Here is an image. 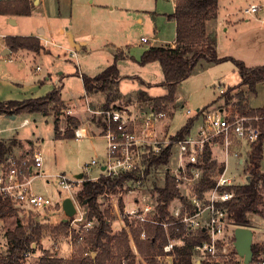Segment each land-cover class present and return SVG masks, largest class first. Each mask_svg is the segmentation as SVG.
Segmentation results:
<instances>
[{
  "label": "built area",
  "instance_id": "2783aa9c",
  "mask_svg": "<svg viewBox=\"0 0 264 264\" xmlns=\"http://www.w3.org/2000/svg\"><path fill=\"white\" fill-rule=\"evenodd\" d=\"M262 9V5L254 3L246 7L244 11L247 14H254ZM149 41V37H141V42ZM217 87L221 95L226 93L227 88L222 84L219 83ZM223 99L225 98L223 97ZM247 99L248 107L255 109L251 105V98ZM233 102L234 100L231 99L228 103L224 100L222 104H210L195 110L189 107L185 108L183 105L185 116L195 117L198 115V117L188 128L185 136L173 140V134L171 138L160 141L158 140L157 122L167 115L165 110L150 108L149 111H143L140 115L141 122L135 116L133 108L129 106L124 109L110 107L100 110L88 107L91 114H100L102 117L100 134L107 141L106 156L101 161L92 158L80 166L79 172L69 174L65 171L47 173L44 169L45 156L41 150L24 156L10 155L4 163L0 164V208L4 203L9 202V206L15 209L16 217L28 218L38 215L43 220H49L53 215L64 211L63 200L55 199L36 188L35 180L37 178H44L46 182H51V179L56 181L62 191L70 193L69 197L73 199L74 203L77 196L74 195L75 190L81 191L87 181L97 182L102 177L134 171L138 178L130 181L134 185L141 186L143 177L148 171V159L151 155L160 154L172 142L170 161L154 168L163 176V180L166 172L169 171L175 177L180 192L187 197L190 203V205L185 203L182 201L181 195H178L169 207L173 219L159 220L157 218L159 191L156 195L147 192L141 194L134 200L132 208H129L126 198L122 195L108 190H105L101 195L103 211H110L109 222H112V217H115L120 225L119 229L126 230L131 240L133 256L123 258L121 264H177L176 247L183 245L185 240L183 235L173 237L171 227L172 230L179 232L181 226L185 229L184 235L186 236L201 237L200 231L202 230L209 237L194 246L196 250L193 257L195 264L204 262L235 264V256H239L235 246V228L237 226L233 224L229 216L226 203L235 195L233 187L247 184L251 180V173L248 168L249 157L246 160L238 151H232L230 154L232 150H230V144L234 140L240 141L241 144L246 142L249 147V155L252 144L260 137L259 120L262 116L250 114V109L247 110V108L244 110L232 109ZM68 115L76 116L72 110H66V114L62 112L59 115V129L62 133L66 130L68 123L65 126L61 123ZM81 117L82 114L78 118L81 120ZM88 136L84 120H81V124L75 128V139L79 140ZM207 146L211 147L213 159L222 161L224 168L213 176L216 180L215 186L199 193L196 190V185L201 181L204 173L202 158ZM229 155H232L238 164H246L244 174L228 173ZM262 170L264 171V169ZM93 171L99 172L92 174ZM80 174L81 176H79ZM120 197H123V211L119 205ZM105 203H107L106 207H104ZM58 204L59 208H57ZM76 208V213L73 216H61L59 219L60 221L67 217V220H64L67 223V229L62 239L68 243L71 252H74L78 245L84 244L86 232L98 223L97 218L90 219L88 217V211L84 213L78 206ZM2 219L3 216L0 212V221ZM150 224L162 225L168 236L162 251L154 255L153 262L140 251L133 234L134 229H138L141 238H145L147 227ZM58 230H60L59 225L52 231L55 234ZM5 237L7 238L6 234ZM58 241L60 238L54 240L49 248L45 247L52 251V255L62 258L71 257L72 254L61 253ZM260 244L262 247L253 255L250 264H264V243ZM1 246H5V243H0ZM40 256V252L28 250L24 254L22 264H30V259L35 261Z\"/></svg>",
  "mask_w": 264,
  "mask_h": 264
},
{
  "label": "trees",
  "instance_id": "16d2710c",
  "mask_svg": "<svg viewBox=\"0 0 264 264\" xmlns=\"http://www.w3.org/2000/svg\"><path fill=\"white\" fill-rule=\"evenodd\" d=\"M33 0H0V14L7 15H30L33 11ZM219 12V0H177L175 11L169 15L177 22V35L175 46L171 45H150L141 54L139 59L130 55L133 60H138L142 65L158 61L163 70L164 79L161 83L167 87V93L160 96H152L146 90H140L138 97L148 100L151 108L155 110H166L168 103L176 100L178 84L191 76L195 65L200 59L211 62H223L231 60L237 67L241 75V85H246L249 90L248 97L258 94V84L264 82V64L249 66L242 59L232 55L220 57L217 52L216 33L209 31L208 23L216 20ZM6 44L13 51L20 49L32 50L36 53L48 51L43 41L36 35H8L5 37ZM124 50L119 49L114 57V61L103 71L95 76L82 74L84 87L87 92L103 91L106 93L103 109L111 107L119 93L118 81L120 71L118 60L126 58ZM61 85L55 86L52 90L42 96L29 97L25 99H9L0 101V114H21L40 112L44 114L54 113L56 137L75 138V128L81 124V120L72 115L67 116V128L62 133L59 129V115L66 107V103L61 96ZM235 86L229 87L222 95L225 102L234 96L231 94ZM240 100L247 97L245 91L238 92ZM221 96V97H222ZM247 97V98H248ZM250 114L262 116L259 120L261 134L251 146L249 154V171L251 180L244 185L233 187L234 197L226 203L229 209V216L236 226H248L250 224V213H257L264 217V171L261 168V161L264 157V105L249 110ZM198 117H189L186 123L178 129L172 139L186 135L188 128ZM18 144L17 139H0V164L10 156L13 147ZM172 142L165 147L158 155H151L147 162V170L170 161ZM204 173L201 181L196 185V190L203 193L213 188L216 180L215 173L222 171L224 163L213 159L211 147L203 155ZM138 175L134 171H126L119 175L102 177L99 181H87L80 192L81 201L88 206V217L97 218L95 227L88 230L85 235L84 244L78 245L76 252L69 258L52 255V251L45 247L43 238L45 236L59 237L67 229L64 220L59 221V229L54 235H50L49 220L30 216L28 218L17 217V224L13 229L6 231L8 247L5 253L0 255V264H22L24 254L28 250L40 252L41 256L33 264H121L123 258L133 256V247L126 230L119 234H113L110 211H103L101 195L105 190L118 193L125 184ZM157 218L159 220L173 219L169 207L174 199L181 195L182 201L188 202L187 197L182 195L177 187V181L169 171L165 174L164 183L159 187ZM164 203V204H163ZM121 210L124 209L123 197L119 198ZM3 217L16 215L15 209L6 202L0 208ZM185 229L181 226L179 232L172 230V236L183 235L185 240L183 245L176 247L177 264H195L193 257L196 253L194 246L209 237L201 230V237H190L184 235ZM54 233V232H53ZM136 243L140 251L150 261H154V255L161 252L168 236L165 228L160 224H150L147 227V235L141 238L140 231H133ZM262 247L258 242L253 244V252ZM96 254L94 255V253Z\"/></svg>",
  "mask_w": 264,
  "mask_h": 264
},
{
  "label": "rangeland",
  "instance_id": "374dc122",
  "mask_svg": "<svg viewBox=\"0 0 264 264\" xmlns=\"http://www.w3.org/2000/svg\"><path fill=\"white\" fill-rule=\"evenodd\" d=\"M72 15L74 26L81 24L83 21V17L87 16L89 19L95 12L91 11L89 7H93L90 4L89 0H72ZM96 2H102L104 8L100 11L99 19H104L101 24L97 27L90 25L87 22V26L91 27L93 31L98 33V39L96 42H93L88 50H76L74 47L68 42V49H59L60 59L62 64L65 65L66 70H77L78 67L82 69L89 75L96 74L101 71L100 68H105L106 62H111L113 57H115L116 52L115 49L117 44H122V42H127L132 44V47H138L134 45L135 42L138 41L142 34L153 35L152 24L149 20H146V23L141 24L136 19V14L131 16H127L130 19V22L126 25H118V23H122L120 21L121 12L119 7L116 6H133L134 8H153L155 6V0H95ZM257 3L263 6L262 10H259L254 14L245 13V8L249 7L251 4ZM115 6V12H110L109 8ZM84 9H86V13H84ZM172 10L171 3L168 0L158 1V11ZM84 13V14H83ZM168 14V13H167ZM219 20L222 22L224 18L227 20L225 25L219 30V53L225 55H232L238 59H242L249 66L264 64V0H219V12H218ZM36 15V16H35ZM33 18L30 16H24L20 18V25L14 26L10 25L11 28L21 27L24 28L25 31L33 30L29 25L28 20L31 21H44L46 18L44 17V13L40 10H36V14ZM169 15V14H168ZM167 15V16H168ZM258 17V18H257ZM3 19V18H2ZM56 19V20H55ZM54 24L57 26V18H52ZM167 18H164L163 13L160 14V19H154L153 25H158V30L161 31L162 38H171L174 33L173 24L170 23ZM229 22V23H228ZM216 20H212L208 23V29L213 31V27L215 28ZM226 25L228 28L226 29ZM5 25L2 23L0 18V28H5ZM123 28H125L123 30ZM216 29V28H215ZM2 30V29H1ZM0 30V31H1ZM7 30V29H3ZM127 33V38L124 37L123 33ZM148 43L143 44V46H147ZM125 45V44H124ZM131 47V48H132ZM128 47L125 46V49ZM140 49V47H138ZM58 49V48H57ZM71 50L77 51V56L71 54ZM46 52V51H42ZM130 52V51H129ZM4 57L0 55V101H5L6 96L9 94H15L17 90V86L13 85V81L16 83L19 81L21 84L29 85L32 84L33 81H36V77L31 74L32 66L36 68L37 64L42 65L43 67L47 66L48 60L37 59L31 63L28 62V65L24 63L23 60H14L12 63L8 62V60H4ZM143 67L142 64H138V66ZM103 66V67H102ZM14 68V69H13ZM146 68V67H144ZM159 78H163V72L160 71ZM154 78H158L157 75H153ZM241 75L237 70L236 65L231 60H226L223 62H211L206 59H200L199 62L195 65L193 72L185 82L182 83L181 89L185 94H187V103L185 108L189 107L191 109H198L209 104L219 105L223 103V96L220 94L217 85L222 83L227 89L231 86H235L232 90L231 94L234 96L231 100H234L232 103V109H240L244 110L248 107L247 97L249 94L248 87L246 85H241L240 81ZM240 81V82H239ZM37 83V82H36ZM135 84V82H134ZM234 84V85H229ZM132 86V80H127L124 82V88L126 86ZM19 86V85H18ZM23 87V86H19ZM258 94L255 96H251L250 102L251 105L255 108H259L264 105V82L258 84ZM245 91L247 97L243 100H240V96L238 95L239 91ZM153 92L157 95H162L167 92V87L162 84L156 85L153 89ZM120 93V92H119ZM23 96V94H18ZM105 99L106 93L104 92ZM222 96V98L220 97ZM177 97V95H176ZM9 99H17V98H9ZM8 99V100H9ZM115 103H117L114 108L124 109L129 107L133 108L135 116L138 120H141L140 115L143 111H149L151 108V104L148 100H144L138 97V92L130 95V96H119L116 98ZM226 105V104H225ZM93 108L96 110L103 109L101 101L95 100L93 102ZM180 104L174 102L168 103L166 108L167 115L162 117L157 122V130L159 134L158 140H163L165 138H171L173 134H175L181 126H183L189 117L185 116L183 113L185 111L184 108L181 109V113L178 112ZM65 107L62 112H65ZM14 115V114H13ZM57 116L53 113V119L49 117H38L37 122H34V119H31L32 123L25 127H21L19 129V134L22 136H30L33 135L35 139L40 137L43 141L40 143L39 147H34L37 149H41L46 158L47 168H45L47 173H57V172H67L69 174H75L80 171V166H82L86 160H90L95 158L97 160H102L103 157L106 156V148L107 141L105 138L100 137L91 143L89 140H82L81 142L76 139L71 140L67 143H62L57 140L55 133V118ZM90 122L94 123L97 128L93 130L94 135H101V124L103 123L102 117L100 114H89ZM22 117H18L17 119H8L4 115L0 114V137L5 134L11 133L12 135L16 133V130L13 131V126L21 121ZM67 118L64 119L65 126L67 124ZM60 126V122L58 123ZM35 132V134L33 133ZM234 137V136H233ZM240 141L234 140L230 144V150L240 152L245 159L247 160L248 155V145L246 142H243L241 145ZM84 145L85 149L88 151L85 153L78 154L76 149H80V152L85 149L82 148ZM239 145V146H238ZM36 146V145H35ZM32 150V151H33ZM214 157H216L214 155ZM219 163L222 164V161L219 160ZM173 164V162H172ZM227 170L229 174L233 173H241L244 174L246 171V164L237 163L236 159L232 156H228L227 160ZM261 168L264 169V157L261 161ZM162 170L164 168L162 167ZM99 172V171H98ZM98 172L93 171L92 174H97ZM218 172V170H217ZM216 174V173H215ZM50 183H47L44 178H37L35 180V186L39 191L43 193L46 192L50 196L55 199L64 200L66 197L70 196L69 192L62 191L56 181L51 179ZM164 183L163 176L159 174L158 171L151 166L146 175L143 177V182L141 186L134 185L131 181L127 182L125 186L118 192V195H122L126 198L129 208L133 207V202L136 198H138L141 194L147 192L152 195H156L157 191H159V187ZM85 186V184H84ZM83 190V188H82ZM80 191L75 190L74 195L76 206L82 212L88 211V206L86 203L81 201ZM101 199V198H100ZM104 204V207H106ZM59 208V204L57 205ZM79 213V211H77ZM61 216H66L65 211L59 212L58 215H53L49 219V228L50 235H54L53 229L59 225V219ZM112 217V225H113V234H119L121 231L119 229V223L116 218ZM250 224L248 227L252 228L254 231V244L255 243H264V217L257 213H250ZM17 217L14 215H8L3 217L2 221H0V243H5V246L0 247V255L6 252L7 249V238L5 237L6 231L13 229L17 224ZM63 234L57 235V237L45 236L43 238L44 245L46 247H50L54 240H58L60 238L59 243L61 247V253L64 255H74V252L70 251V247L65 239H62ZM236 261L235 264H246L244 262V257L241 255L235 256ZM33 259H30L29 263L33 264ZM202 264H226V263H202Z\"/></svg>",
  "mask_w": 264,
  "mask_h": 264
},
{
  "label": "crops",
  "instance_id": "0c3cea01",
  "mask_svg": "<svg viewBox=\"0 0 264 264\" xmlns=\"http://www.w3.org/2000/svg\"><path fill=\"white\" fill-rule=\"evenodd\" d=\"M155 1L156 3L153 8H144V7L134 8L132 5L131 6H126V5L116 6V8L119 7L120 12L122 14L120 17L121 18L120 21H122V23H118V25L123 26V25L128 24L130 22V19H128L127 16L132 17L133 14H136V19L141 24H144L146 23V20H149V22H151L152 24V30H153V35L142 34L140 38L138 39V41L135 42L134 45H137L138 47H140V49L138 47L133 48L132 44H129L127 40H125V42H122V44H117L115 46V49L117 50L122 49L127 54L126 58H122L118 60V67L120 71L118 88L122 96H130V95H133L139 92L140 90H146L152 96H160L153 92L154 87L156 85H159V83H161L164 79V75H163V78H159L160 75H158L160 71L163 72L160 62L158 61L150 62V63L142 65L143 67H140L141 65L138 66V64H140L138 60H133L129 57L130 55H132L136 59H139L143 51L150 45L175 46L176 44L177 22L174 18H170L169 15L175 11L177 0H168L171 3L172 10L170 11L168 10L164 12L158 11V1H161V0H155ZM89 2L93 6L89 8L91 9V11L95 12V14H93L89 19H87V16H84L82 23L77 25L76 27L73 25L74 22H73V15H72V5H73L72 0H33L34 8L30 15L0 14L2 23L5 25L4 26L5 28L3 27L0 28V30L2 29L0 31V55L4 57L3 58L4 60H8L9 63L10 62L12 63L14 60L20 59V60H23L24 63H26V65H28V62L31 63L37 59L42 60V62L45 59L48 60V64L45 67H43L40 64H37L36 68L32 66V69L30 70L31 74L36 77V81H33L32 84L24 85V84H21L19 81L17 83L16 81L15 82L13 81L12 84L13 85L15 84L17 86V90L15 94H9V96L7 95L6 99L7 100L9 98L25 99L29 97L42 96L48 93L50 90H52L55 86L61 85L62 86L61 96L64 102L66 103V107H67L66 110H72L74 115L78 117H80L82 114L81 120L82 121L84 120V125L86 126V130L89 135L88 137H83L77 141L81 142L82 140H89L91 143H93L95 140L99 139L102 136L99 134L98 135L93 134V130H95V127L97 128V126L94 123L90 122V119L88 116L91 112L88 110V107L96 110L92 106L95 100L101 101V104L103 105V103L105 102L104 92L103 91L87 92L85 90L84 82L82 79V74L83 73L87 74V73L84 72L82 69H80V67H78L77 70H71V69L66 70L65 65L62 64L61 62L62 59H60L61 56L59 54V49H68V42H70L71 33L73 34L74 41L79 43V47L78 48L74 47L73 49H76L78 51L82 49H86L87 51L89 46L93 42H96V40L98 39V36H99L98 33L93 31L91 27H88L87 22H89L90 25L94 27H97L99 24H101V22H103L104 19H99L98 13L102 11V9L104 8V5L100 1L96 2L95 0H89ZM116 8L115 6L111 5L109 10L110 12H115ZM36 10L42 11L46 19L40 22L35 21V20L31 21V19H29L28 23L32 27L33 30L25 31L24 28H21V27H17L14 29L9 27L10 25L11 26L20 25V22H21L20 18L24 16H30V18H33V16L36 14ZM86 11L87 10L84 9L83 12L86 13ZM162 13H163L164 18H167L168 21H171L170 23H172L174 27L173 36L169 39L162 38L161 31H159L157 28L158 25L157 24L153 25L154 24L153 20L158 19V18L160 19V14ZM52 18H57V21H58L57 26L56 24H54ZM225 18L221 22L218 16L216 19V23H215L216 29L213 27V32L216 33V37H217V45H216L217 52L220 57H223L224 54L219 53L218 29L220 30L227 22ZM261 20H264V19L261 18ZM225 27L227 29L228 25H226ZM3 29H7V30H3ZM124 29L125 28H123V30ZM123 34H124V37L127 38L126 36L127 33L124 32ZM8 35H36V36H39L41 40L43 41L44 45L46 46V48L48 49V51L36 53L32 50L20 49L16 52H13L6 44L5 37ZM142 36L149 37L150 41L141 42ZM145 43H148L147 46H143V44ZM125 46H127L128 48L125 49ZM76 50L74 51L71 50V54L77 56ZM113 61H114V57L110 63L106 62L105 68L108 67ZM100 69L101 71L104 70L103 68H100ZM98 73L90 75V76H95ZM153 75H157L158 78L155 79ZM187 79L183 80L182 82L178 84L177 97L175 101L176 103L180 104L177 110L180 113H181V109L183 108V105H186L187 100H188L187 94H185L183 90L181 89L182 83L185 82ZM127 80H132L133 85L132 86L128 85L126 86V88H124V82ZM18 85L23 86V87H19ZM229 85H234V84H229ZM20 93L23 94V96L18 95ZM116 104L117 103H115L114 101L112 103V106H115ZM2 115H4L8 119H14V117L15 119H17L20 116L22 117L21 121L18 124L16 123L13 126V131L16 130L15 134L12 135L11 133H8L0 137V139H5V140H10L13 138L17 139L18 144L13 147L12 153L10 154L11 156H24V155L33 153L36 150H41L37 148L33 150V148L37 146L39 147L43 139H41L40 137L35 139L33 135H30V136L22 135L21 136L19 134V129L21 127L23 128L27 125H30L32 123L31 119H34V122L36 123L39 116L42 117L43 119H45V117H49L53 119V113L44 114L40 112H32V113L27 112V113H21V114H14L15 116H12L13 114L12 115L2 114ZM62 124H64V119L62 121ZM33 133L35 134V132ZM56 139L61 141L62 143H67L71 140H74L75 138H66V137L61 136V137H57ZM84 147L85 146L82 145V148ZM87 151L88 150L85 149L84 151L80 152V149H76V152L78 154L85 153ZM86 161H88V159ZM45 168H47L46 158H45L44 169ZM47 183H50V182H47Z\"/></svg>",
  "mask_w": 264,
  "mask_h": 264
},
{
  "label": "water",
  "instance_id": "95a60500",
  "mask_svg": "<svg viewBox=\"0 0 264 264\" xmlns=\"http://www.w3.org/2000/svg\"><path fill=\"white\" fill-rule=\"evenodd\" d=\"M70 43L73 47H79V43L74 41L73 34H70ZM15 116V115H12ZM81 176V174L79 175ZM63 208L66 216H73L76 213V205L71 197L63 200ZM67 217L64 220H67ZM254 231L248 226H237L235 228V246L239 255L244 257V262L250 264L253 260ZM96 252L94 253V255Z\"/></svg>",
  "mask_w": 264,
  "mask_h": 264
}]
</instances>
